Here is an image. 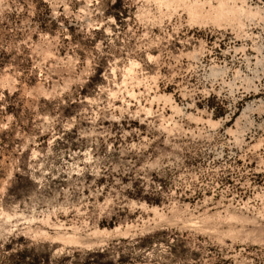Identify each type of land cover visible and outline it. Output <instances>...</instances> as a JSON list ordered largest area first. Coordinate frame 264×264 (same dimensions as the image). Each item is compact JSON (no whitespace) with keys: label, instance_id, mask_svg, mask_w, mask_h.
<instances>
[{"label":"rangeland","instance_id":"1","mask_svg":"<svg viewBox=\"0 0 264 264\" xmlns=\"http://www.w3.org/2000/svg\"><path fill=\"white\" fill-rule=\"evenodd\" d=\"M264 264V0H0V264Z\"/></svg>","mask_w":264,"mask_h":264},{"label":"trees","instance_id":"2","mask_svg":"<svg viewBox=\"0 0 264 264\" xmlns=\"http://www.w3.org/2000/svg\"><path fill=\"white\" fill-rule=\"evenodd\" d=\"M9 258L16 259L17 264H48L51 253L41 250L40 246H30L12 253L9 245L3 247Z\"/></svg>","mask_w":264,"mask_h":264}]
</instances>
